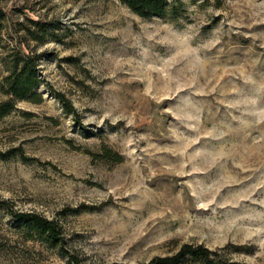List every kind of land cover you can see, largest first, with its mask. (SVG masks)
Returning <instances> with one entry per match:
<instances>
[{"label": "rangeland", "instance_id": "rangeland-1", "mask_svg": "<svg viewBox=\"0 0 264 264\" xmlns=\"http://www.w3.org/2000/svg\"><path fill=\"white\" fill-rule=\"evenodd\" d=\"M182 2L0 0V80L27 54L42 81L0 119V264H68L9 210L56 220L85 264L184 243L264 264V0Z\"/></svg>", "mask_w": 264, "mask_h": 264}, {"label": "trees", "instance_id": "trees-1", "mask_svg": "<svg viewBox=\"0 0 264 264\" xmlns=\"http://www.w3.org/2000/svg\"><path fill=\"white\" fill-rule=\"evenodd\" d=\"M135 14L143 18L164 17L170 11H176L183 6L182 0H119ZM3 17L0 11V19ZM44 31V30H43ZM38 56L14 54L9 72L0 80V91L7 98L0 100V119L8 115L17 102L22 100L38 103L42 100L41 93L37 90L42 84L37 73ZM63 104H69L64 96L57 94ZM102 157L113 161L122 162L123 156L113 152L106 145L102 146ZM10 215L16 220V225L24 231L28 239H37L43 243L58 248L65 256L68 264H85L84 259L71 249H67L63 231L59 223L35 212H17L9 210ZM134 264H245L230 261L228 258L211 250L202 244L184 243L171 254L156 256L147 262Z\"/></svg>", "mask_w": 264, "mask_h": 264}]
</instances>
